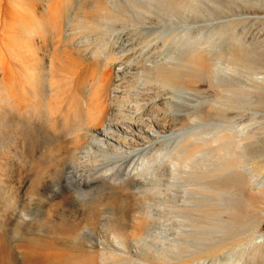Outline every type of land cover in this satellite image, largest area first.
Instances as JSON below:
<instances>
[{
    "label": "rangeland",
    "instance_id": "1",
    "mask_svg": "<svg viewBox=\"0 0 264 264\" xmlns=\"http://www.w3.org/2000/svg\"><path fill=\"white\" fill-rule=\"evenodd\" d=\"M117 44V96L198 125L192 167L87 160L121 140L86 111ZM143 263L264 264V0H0V264Z\"/></svg>",
    "mask_w": 264,
    "mask_h": 264
},
{
    "label": "bare ground",
    "instance_id": "2",
    "mask_svg": "<svg viewBox=\"0 0 264 264\" xmlns=\"http://www.w3.org/2000/svg\"><path fill=\"white\" fill-rule=\"evenodd\" d=\"M116 47V56L114 59L110 58L112 54L109 53L103 55L101 61H99L98 63V70L100 71V74L96 87L92 95L90 96L92 107H87L86 111L88 113L87 119H89V122H91L96 128L99 129L98 133L101 136L109 137L111 133L113 134L116 132L121 135V140H119L116 146L111 144V146L117 150L110 151V145L108 141L105 140L104 142H102V145H109L105 148L97 142L99 137L94 134V136L90 134L91 136H88L89 142L86 145V150L88 151L86 156L87 160L92 161V159L98 160L99 158H113L116 160L118 159V163L119 161L123 162L125 160L131 161L135 165V167L133 168V170H131V172L123 174V180L128 181L129 183H131V185L134 184V186H138V184L141 185L144 183L142 182V180L140 181L138 179H135L137 176H143V170H148V172L151 171L152 174V163L156 161L158 157L157 154L160 152H163V155H161L159 158L160 164L162 162L161 158H166L167 161L173 160V166L175 167L177 166L176 163H178L183 168L192 167L194 163V153L190 152V149L194 147V145H192L190 141L192 138H194L195 134L194 132L193 134L192 131L195 130L198 125H196V127L188 126L187 128L184 127L181 129H175L167 132V134H162L159 129H152L154 127H157V120L152 119V100L145 106L139 104L135 99V104L131 108H129L127 104L125 105L123 100L120 99L117 94H119L120 96L123 93V91H121V84L124 79L123 77H125L124 74L126 73L127 62H124V48L119 44H117ZM32 66L35 67V65ZM34 67L31 68L35 69ZM148 70L151 71L152 68ZM175 75L178 76L179 73L175 72ZM180 91L184 94H187V91ZM109 101H114L115 104L111 105ZM123 106L127 109H123ZM131 109H134V111L132 112ZM130 113L134 114L132 115ZM181 119L182 115L179 114L176 117V120L181 121ZM145 127L149 129L146 130ZM150 131H153V135L150 134ZM91 152L93 153V155H91ZM95 153H99L100 155H95ZM232 155L234 156V154ZM145 164H147L148 166L145 167ZM158 169L159 166H154L153 170L156 172L158 171ZM145 180L149 179L145 178ZM134 186L132 185V187ZM148 212H144V217H147L151 220L152 218H155V215H152V213L150 214V212ZM142 230H144V228ZM37 262L38 260L36 261V263Z\"/></svg>",
    "mask_w": 264,
    "mask_h": 264
}]
</instances>
